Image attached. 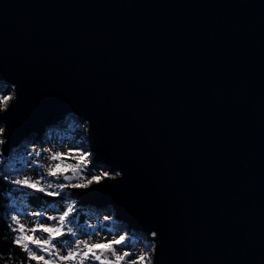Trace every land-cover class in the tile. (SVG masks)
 <instances>
[{
    "label": "water",
    "instance_id": "95a60500",
    "mask_svg": "<svg viewBox=\"0 0 264 264\" xmlns=\"http://www.w3.org/2000/svg\"><path fill=\"white\" fill-rule=\"evenodd\" d=\"M0 86L1 155L80 117L152 264H264V0H0Z\"/></svg>",
    "mask_w": 264,
    "mask_h": 264
},
{
    "label": "rangeland",
    "instance_id": "374dc122",
    "mask_svg": "<svg viewBox=\"0 0 264 264\" xmlns=\"http://www.w3.org/2000/svg\"><path fill=\"white\" fill-rule=\"evenodd\" d=\"M0 96L2 98L10 97L11 92L5 87L0 86ZM72 117L77 120V123L62 122L58 124V126L47 130L65 131L72 137L61 139L57 141V143L51 142L53 138L49 139L45 146L46 152H44L43 154L40 153L39 156L35 155L37 151L28 153L29 159L26 162L27 164L25 166L27 169L24 172L25 177H31L32 180L41 179L42 184L44 185H46L47 183L57 185V178L47 175L48 168L54 166L57 163H61L62 167L64 168L69 167V169L72 171V175L69 176L73 177V179L71 181H67V183H59V185H67L66 189L68 190V196H66L64 200L57 201L44 211H38L33 207L22 203L14 216H16V218L28 228L34 227L37 221L45 223L48 226H55L57 224V221L49 220L47 219V217H58L62 215L70 205L74 208L75 204V206L80 209L79 213L83 215L82 217H76L75 221L69 224V227H72L74 231H77V238L81 240H87L88 243L91 244L106 243L113 239H118L120 235H124L126 241H128V247L125 248L124 245L115 246L117 254H122L123 251L133 252V256L128 257V259L130 260L134 259L141 252H147L148 254L150 253L149 255L152 261L151 243L148 240L144 239L141 235H139L137 231H134L131 234L128 225L122 224L117 219L116 213L112 209V207H107L104 210H96L92 205H84L83 203L79 202V194L78 192H76V190L80 188L71 187L72 184L87 183L89 180H92L94 175L100 176L101 182L103 178L114 176V174L108 171V169L103 168L102 166L91 165L94 160V156L91 154L89 145L85 141L87 124L83 122V120L79 117ZM82 123L86 130H82L81 127L77 126ZM46 132H43L42 134H34L30 139H26L25 144L30 143L32 139H35L39 144H41L44 140ZM0 141H2L1 137ZM57 153L61 154V160H51L50 157ZM94 183L96 182L91 183L88 187H90ZM36 213H41V215L37 216ZM78 219H80L81 222H77ZM36 235L37 237H39L40 233L37 232ZM69 237L70 238L68 241L71 242L73 240V237ZM53 243L56 244L57 250L60 252V255L66 254L69 246L62 245L59 243V241H53ZM38 254L41 253L38 252ZM109 258L111 259L110 254ZM88 264H92V262L89 261Z\"/></svg>",
    "mask_w": 264,
    "mask_h": 264
},
{
    "label": "snow or ice",
    "instance_id": "6c2138e0",
    "mask_svg": "<svg viewBox=\"0 0 264 264\" xmlns=\"http://www.w3.org/2000/svg\"><path fill=\"white\" fill-rule=\"evenodd\" d=\"M10 99L11 97L0 98V109L6 108ZM2 131L3 129H0V133H2ZM0 143H3V141H0ZM35 155L39 156L40 153L36 152ZM50 159L53 161L61 160V154H54ZM62 171H64L62 164L57 163L48 168L47 175L59 178ZM5 178L9 179L12 184L22 188L44 192L49 196H58L60 193L47 191V189L59 188L62 190L67 186L63 184L54 185L52 183L44 185L41 179L32 180L31 177H24L22 174ZM63 179L71 181L73 177L64 175ZM100 180V176L94 175L92 180H89L87 183H76L72 184L71 187L87 188L91 183H99ZM72 212L73 206L70 205L62 215L58 217H47L49 220L57 221L55 226H48L45 223L37 221L35 226L31 228L22 224L16 216H12V222L15 227H12V225L9 227L12 232L16 233L13 237L12 244L26 253L28 261H35L36 264H57V262H59V264H88L89 261H91L92 264H152L151 257L147 252H141L134 259L130 260L128 257L133 256V252L123 251L122 254H117L115 246L124 245L125 248L128 247V241H126L124 235H120L118 239H113L106 243L91 244L88 243L87 240L77 238V231L67 226L73 222L68 219ZM36 215L40 216L41 213H36ZM37 232L40 233L39 237L36 235ZM65 235L73 237V240L69 242L61 239ZM53 241H59L60 244L69 246L65 255H60ZM38 252L41 254H38ZM109 254L111 259L109 258Z\"/></svg>",
    "mask_w": 264,
    "mask_h": 264
},
{
    "label": "trees",
    "instance_id": "16d2710c",
    "mask_svg": "<svg viewBox=\"0 0 264 264\" xmlns=\"http://www.w3.org/2000/svg\"><path fill=\"white\" fill-rule=\"evenodd\" d=\"M0 98L2 97L0 96ZM0 129H2V127H0ZM68 137L71 138L72 136L65 131H47L41 144L35 139H32L30 143H24L20 148H17L9 157H3L1 155L0 145V264H36L35 261H28L26 253L12 244L13 237L16 233L12 232L9 226L12 225V227H15L12 222V216L16 214L21 204H26L38 211H44L57 201L64 200L65 197L68 196L66 187L62 190L59 188L47 189V191L60 193L58 196H49L44 192H38L12 184L9 179L5 177H15L21 174L24 176V172L27 169L25 167L27 164L26 162L29 159L28 153L37 151L43 154L46 152L45 146L49 139L53 138L51 142L57 143V141ZM62 168L64 171H62L60 177L57 178V185L61 182L67 183V181L63 179L64 175H72V171L69 167ZM79 210L80 209L74 204L73 212L68 219L75 221L76 217H82L83 215L79 213ZM77 222H81V220L78 219ZM67 226L69 227L70 225ZM69 238V235H65L61 239L68 241Z\"/></svg>",
    "mask_w": 264,
    "mask_h": 264
},
{
    "label": "bare ground",
    "instance_id": "6f19581e",
    "mask_svg": "<svg viewBox=\"0 0 264 264\" xmlns=\"http://www.w3.org/2000/svg\"><path fill=\"white\" fill-rule=\"evenodd\" d=\"M80 118V117H79ZM77 123V120H75V118L74 117H67V118H65V121H64V123ZM84 122V121H83ZM66 125V124H65ZM78 127H81V129L82 130H86L85 129V127L83 126V123L82 124H80V125H77ZM87 133V132H86ZM150 254V253H149Z\"/></svg>",
    "mask_w": 264,
    "mask_h": 264
}]
</instances>
